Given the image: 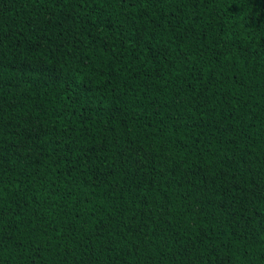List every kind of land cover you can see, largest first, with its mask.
Wrapping results in <instances>:
<instances>
[{
  "label": "trees",
  "instance_id": "obj_1",
  "mask_svg": "<svg viewBox=\"0 0 264 264\" xmlns=\"http://www.w3.org/2000/svg\"><path fill=\"white\" fill-rule=\"evenodd\" d=\"M0 264H264V0H0Z\"/></svg>",
  "mask_w": 264,
  "mask_h": 264
}]
</instances>
